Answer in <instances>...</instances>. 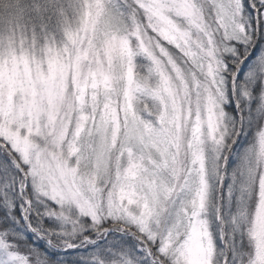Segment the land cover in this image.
Returning <instances> with one entry per match:
<instances>
[{
  "label": "snow or ice",
  "instance_id": "6c2138e0",
  "mask_svg": "<svg viewBox=\"0 0 264 264\" xmlns=\"http://www.w3.org/2000/svg\"><path fill=\"white\" fill-rule=\"evenodd\" d=\"M8 8L0 264H264V0Z\"/></svg>",
  "mask_w": 264,
  "mask_h": 264
},
{
  "label": "rangeland",
  "instance_id": "374dc122",
  "mask_svg": "<svg viewBox=\"0 0 264 264\" xmlns=\"http://www.w3.org/2000/svg\"><path fill=\"white\" fill-rule=\"evenodd\" d=\"M260 43L264 44V41H261ZM254 51H255L256 54H258L259 53V47L257 49H255ZM252 59H254V57L250 58V60L247 61L246 64H250L252 62ZM228 107H229L230 110H233L237 116H239V110L235 108V104L234 103L229 105ZM250 139H251V130H249V134L247 136H241L240 142L235 147L237 149H242L244 147V145L249 142ZM237 163H238V158L234 154L231 157V164L233 166H235ZM22 226L23 225L21 224V227ZM27 235H28V238L33 241V244H35L38 248L49 252V254L54 256V257H64V258H67V259H70V260H75L76 259V253L73 252V251H69L68 253L59 252L57 250L49 248L48 245L43 240L36 239L33 233L28 232ZM218 243H219V241H218Z\"/></svg>",
  "mask_w": 264,
  "mask_h": 264
},
{
  "label": "clouds",
  "instance_id": "9594fccd",
  "mask_svg": "<svg viewBox=\"0 0 264 264\" xmlns=\"http://www.w3.org/2000/svg\"><path fill=\"white\" fill-rule=\"evenodd\" d=\"M10 2L11 0H0V13L9 11L8 5L10 4ZM237 219L239 222L244 223L246 225V228H250V221H248L246 217L238 216ZM223 223L227 224L228 221H224ZM248 242L251 243V240L249 239ZM225 243L227 244V241H225Z\"/></svg>",
  "mask_w": 264,
  "mask_h": 264
},
{
  "label": "trees",
  "instance_id": "16d2710c",
  "mask_svg": "<svg viewBox=\"0 0 264 264\" xmlns=\"http://www.w3.org/2000/svg\"><path fill=\"white\" fill-rule=\"evenodd\" d=\"M29 241H30L31 243H33V241H32V240H30V239H29Z\"/></svg>",
  "mask_w": 264,
  "mask_h": 264
}]
</instances>
